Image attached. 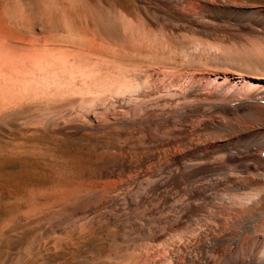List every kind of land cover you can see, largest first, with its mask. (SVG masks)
<instances>
[{"label": "bare ground", "instance_id": "obj_1", "mask_svg": "<svg viewBox=\"0 0 264 264\" xmlns=\"http://www.w3.org/2000/svg\"><path fill=\"white\" fill-rule=\"evenodd\" d=\"M52 8L0 10V120L27 136L0 158L56 173L55 195L19 198L40 225L19 261L97 234L89 264H264V0ZM41 135L98 140L67 154Z\"/></svg>", "mask_w": 264, "mask_h": 264}, {"label": "rangeland", "instance_id": "obj_2", "mask_svg": "<svg viewBox=\"0 0 264 264\" xmlns=\"http://www.w3.org/2000/svg\"><path fill=\"white\" fill-rule=\"evenodd\" d=\"M1 1V8L3 6L6 10L7 7H9L10 11H15L14 13H28L27 16L30 20L36 18L34 12H37L38 10L41 12V8H44L45 6L53 7L52 11L54 12V17L60 18L65 12L66 14H64V17L68 14L70 19L74 16V18L77 17L75 20H80L82 17V19H84V16L85 18L89 16L88 14H90V8L92 7H103V9L109 10V8H112L113 1L115 0H20L22 3L19 0H9L7 3L6 0L5 2L2 1L3 5ZM10 1L14 3L17 1L20 4L16 3L15 6L12 3L14 5L12 6ZM120 1L128 2L131 0ZM24 2L25 5L28 4V2L30 3L28 6L26 5V7ZM44 2H48V4H45L44 6ZM30 4H33L34 7H30ZM42 5L44 7H42ZM21 7L23 9H21ZM55 7L62 10L60 11ZM1 8L0 10L2 12L3 8ZM29 8L36 10L32 11L30 9L31 11H28ZM15 9H17V11ZM5 10L3 11L6 15L9 10L7 9L6 12ZM4 13L2 12V14ZM2 14L0 13V16ZM31 16L35 17L32 18ZM30 111L31 110H27L19 114H14L12 119L19 122L20 119ZM25 138L27 139L25 134L19 132L18 129L6 126V124L0 120V145L13 146L17 139ZM53 139V137L41 135L36 138V141L44 144H51L54 148L57 147V150H62V152L67 154H84L82 148H85L88 144H93L98 140L96 137H79L77 140H63L62 138ZM23 155L24 157H22ZM1 159L2 158H0V264H89L94 256L90 251H93V249L103 250L106 247L104 239L97 234H91L87 238L79 239L78 241L80 244L76 241H71V243L66 246L65 251L56 250L51 240H48L49 242L44 240L42 243L34 245V250L36 252L34 251L33 254L37 257L36 259H27L23 262L19 261L21 253L28 248L34 234L37 229H39L37 227H40L37 221L26 218V211L29 210L30 205H27L28 203L25 200H19V198L27 196L33 188L40 189L49 196L55 195L57 191L56 189H53V178L51 177L56 173L54 172L55 168H52L54 167V163L48 157L22 153L20 158L10 159L11 162H6V164ZM46 162L48 163L46 164ZM63 178L68 182L70 181L78 185H84L91 181V172L85 169L73 168L72 171L65 173ZM77 180L78 182H76ZM47 189L49 191H47ZM50 192H53V194H49ZM89 259L90 261H88Z\"/></svg>", "mask_w": 264, "mask_h": 264}]
</instances>
